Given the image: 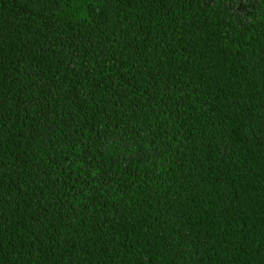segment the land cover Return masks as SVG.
I'll return each mask as SVG.
<instances>
[{"label": "trees", "instance_id": "16d2710c", "mask_svg": "<svg viewBox=\"0 0 264 264\" xmlns=\"http://www.w3.org/2000/svg\"><path fill=\"white\" fill-rule=\"evenodd\" d=\"M247 6L0 0V264H264Z\"/></svg>", "mask_w": 264, "mask_h": 264}, {"label": "rangeland", "instance_id": "374dc122", "mask_svg": "<svg viewBox=\"0 0 264 264\" xmlns=\"http://www.w3.org/2000/svg\"><path fill=\"white\" fill-rule=\"evenodd\" d=\"M239 1V2H238ZM247 1L248 0H236V5L239 9H242L244 7H248L247 6Z\"/></svg>", "mask_w": 264, "mask_h": 264}]
</instances>
